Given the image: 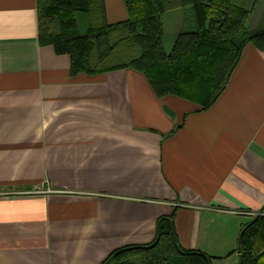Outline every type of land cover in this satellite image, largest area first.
Returning a JSON list of instances; mask_svg holds the SVG:
<instances>
[{
    "label": "crops",
    "instance_id": "0c3cea01",
    "mask_svg": "<svg viewBox=\"0 0 264 264\" xmlns=\"http://www.w3.org/2000/svg\"><path fill=\"white\" fill-rule=\"evenodd\" d=\"M194 25L191 7L166 12L164 49ZM246 27H264V0ZM172 214L181 247L239 264L242 227L264 217V51L247 43L203 107L133 69L72 73L39 42L37 0H0V264H102ZM260 234L264 264V218Z\"/></svg>",
    "mask_w": 264,
    "mask_h": 264
},
{
    "label": "trees",
    "instance_id": "16d2710c",
    "mask_svg": "<svg viewBox=\"0 0 264 264\" xmlns=\"http://www.w3.org/2000/svg\"><path fill=\"white\" fill-rule=\"evenodd\" d=\"M261 0H122L127 19L108 23L104 0H37L38 38L71 58L72 73L115 69L143 73L158 96L168 94L209 106L223 91L247 43L264 51V27L248 31L246 22ZM191 7L194 30L180 32L172 49L163 46V15ZM77 13L89 16L80 34ZM242 227L239 264H258L256 240L261 215ZM241 230V231H242ZM102 264H212L201 251L180 246L174 215L159 218L157 235L146 245L115 250Z\"/></svg>",
    "mask_w": 264,
    "mask_h": 264
},
{
    "label": "rangeland",
    "instance_id": "374dc122",
    "mask_svg": "<svg viewBox=\"0 0 264 264\" xmlns=\"http://www.w3.org/2000/svg\"><path fill=\"white\" fill-rule=\"evenodd\" d=\"M88 17L89 16L86 13H78V15H77V19H78V29L80 30L81 33H86L85 32L86 31L85 26L87 25L86 24V20L88 19ZM166 23H167L166 24V32H168L169 31V27H170V24L168 22V18L166 20ZM165 47H169V46H167L166 40H165ZM166 49H169V48H166Z\"/></svg>",
    "mask_w": 264,
    "mask_h": 264
},
{
    "label": "water",
    "instance_id": "95a60500",
    "mask_svg": "<svg viewBox=\"0 0 264 264\" xmlns=\"http://www.w3.org/2000/svg\"><path fill=\"white\" fill-rule=\"evenodd\" d=\"M254 219H255V218H253V220H251V222H250V223H252V222L254 221ZM242 232H243V230L240 232V235L242 234Z\"/></svg>",
    "mask_w": 264,
    "mask_h": 264
}]
</instances>
